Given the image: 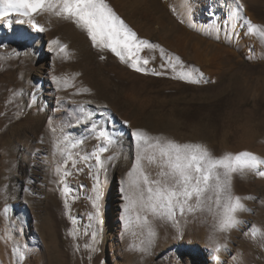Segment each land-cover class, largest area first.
Masks as SVG:
<instances>
[{
	"label": "rangeland",
	"instance_id": "1",
	"mask_svg": "<svg viewBox=\"0 0 264 264\" xmlns=\"http://www.w3.org/2000/svg\"><path fill=\"white\" fill-rule=\"evenodd\" d=\"M106 3L157 47L136 57L125 52L122 60L54 13L34 17L43 32L27 17L12 16L23 17L24 26L0 20V264H264V177L253 172L233 174L234 194L252 199L243 201L250 211L238 213L244 223L230 232L215 231L207 212L177 215L178 224L150 217L156 236L148 246L146 231L133 219L125 232L121 219L136 129L202 144L217 157L247 151L264 158V0ZM23 30L30 33L26 43L17 39ZM189 71L190 78H180ZM101 127L115 142L101 154L97 222L95 160L80 157L98 149ZM65 136L82 143L72 149ZM69 151L78 162L64 176ZM253 226L260 229L255 238ZM216 243L226 247L216 252Z\"/></svg>",
	"mask_w": 264,
	"mask_h": 264
},
{
	"label": "snow or ice",
	"instance_id": "2",
	"mask_svg": "<svg viewBox=\"0 0 264 264\" xmlns=\"http://www.w3.org/2000/svg\"><path fill=\"white\" fill-rule=\"evenodd\" d=\"M239 7L243 6L239 5ZM44 12L72 20L87 32L94 47L108 48L122 60L125 59V52L136 57L143 48L157 47L147 40H140L106 3V0H0V20L6 21L8 27L12 26V16L19 15L27 17L33 29L43 32L44 27L38 24L34 17ZM249 23L251 24L250 21ZM251 27L257 29L259 26L252 24ZM29 38L30 33L27 30L21 31L17 36L21 43H26ZM51 43L59 42L53 40ZM60 51L67 56L66 45H61ZM143 63L148 64V59L144 58ZM194 71L198 72V70ZM192 75L193 72L189 71L180 78L186 79ZM199 75L202 76L203 73ZM52 80L58 85L61 83L60 77L53 76ZM64 85L68 86L67 80L64 81ZM91 116L90 113L88 118L91 119ZM52 131L55 132V129ZM132 137L136 147L135 159L121 187L122 198L125 201L121 219L124 221L125 232L131 229L134 219L135 226L146 231L147 245L150 246L156 236L152 219H165L178 224L177 215L183 217L186 213L207 212L215 221V231L224 233L244 223L239 219L238 213L250 211L243 201L252 197L234 194L233 174L243 176L246 172H253L259 177H264L262 170L264 158L247 151L225 153L217 157L202 144L180 143L163 136L154 137L143 129L134 130ZM97 139L100 141L98 149L91 154V157L83 156L80 159L95 160L97 175L93 177L96 182L93 185L95 198L92 204L97 209L96 219L99 222L101 191L98 172L105 166L101 154L107 152L108 146L115 141L112 134L103 127L97 129ZM64 142L70 144L72 149L82 143V141L72 143L68 136L64 137ZM77 162L69 151L67 158L63 160L65 169L63 175H70L71 173L67 171L68 164L71 163L75 168ZM77 170L83 171V169ZM56 171L60 173L59 166ZM60 183H65L63 178ZM62 194L66 197L65 207L68 208L67 196L70 192L66 186ZM259 233L260 229L253 226L252 237L255 238ZM95 236L96 233L93 232V240ZM86 247L90 246L86 245ZM132 247L144 253L148 252L147 246ZM222 247L226 245L216 243L214 251L219 252ZM18 251L14 249V252Z\"/></svg>",
	"mask_w": 264,
	"mask_h": 264
},
{
	"label": "bare ground",
	"instance_id": "3",
	"mask_svg": "<svg viewBox=\"0 0 264 264\" xmlns=\"http://www.w3.org/2000/svg\"><path fill=\"white\" fill-rule=\"evenodd\" d=\"M234 4V3H233ZM229 5L230 6H233L232 5V3H229ZM235 12V11H234ZM229 16L230 15H228V18H229ZM19 19V18H18ZM24 18L22 17L20 20H17V21H13L15 24H17V25H22V26H24V25H27L28 23H26V20H24ZM21 21H23V22H21ZM254 85V84H253ZM78 131V130H77ZM247 146V145H246ZM248 148V147H247ZM214 224V223H213ZM2 238V237H1ZM3 241V243L5 242V240L4 239H0V242H2ZM196 243L197 244H199V245H201V246H203V247H206V244H204L202 241H196ZM210 243V242H209ZM8 247H9V245H8ZM207 252H209V251H207ZM211 253V252H210ZM210 255V254H209ZM4 259V258H3ZM1 262V261H0Z\"/></svg>",
	"mask_w": 264,
	"mask_h": 264
}]
</instances>
